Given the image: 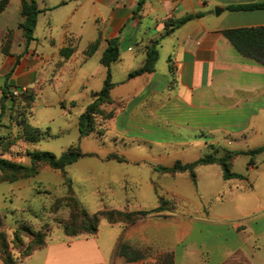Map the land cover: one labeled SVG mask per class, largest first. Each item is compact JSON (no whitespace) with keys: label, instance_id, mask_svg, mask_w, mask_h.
Segmentation results:
<instances>
[{"label":"crops","instance_id":"crops-1","mask_svg":"<svg viewBox=\"0 0 264 264\" xmlns=\"http://www.w3.org/2000/svg\"><path fill=\"white\" fill-rule=\"evenodd\" d=\"M34 1L40 13L33 41L27 46L18 27L22 21L20 0H9L0 13V18L14 23L0 28V100L5 85L9 92L33 91L27 123L45 137L35 144L19 138L3 153L14 154L16 163H20L19 157H25V165H29L27 151L41 152L43 140L71 131L85 156L69 166L88 158L119 174L124 166L139 170L132 182L139 192L133 198L135 206L108 209L151 211L162 197L184 202L195 215H160L132 226H111L101 218L95 235H50L44 248L17 264H148L119 257L121 243L134 248L158 247V253L172 252L174 264H222L229 260L228 264H264V171L258 176L260 186L246 183L249 178L255 183L250 177L256 170L254 165L247 169V179L228 181L222 179L219 166H200L196 170L205 178L201 184L198 176L193 184L185 173L170 176L156 171L157 167H169L167 161L176 156L185 158L182 164L192 163L210 155L208 148L215 151L225 141L239 147L231 152L264 145V65L241 56L222 34L228 29L264 26V11L225 10L227 6L264 0H145L140 8L139 0ZM215 7L222 9L219 16L214 14ZM195 14L201 16L166 34L165 23ZM8 33L10 44L4 54L1 47ZM114 39L118 42V59L109 67L111 104L103 107L112 112V118L97 120V132L81 138L78 117L102 89L106 68L100 60L108 41ZM95 42L96 50L86 55ZM153 43H158L154 71L128 78L143 65ZM63 49L69 50L66 57L61 54ZM5 105L3 116L0 110L2 143L4 137L13 142L18 134L10 119L9 101ZM59 114L60 121L56 120ZM51 125L53 134L42 130ZM194 149L199 154L188 160ZM111 155L123 161L109 159ZM262 155L263 160L264 153L256 156ZM43 170L57 172L62 185L66 180L72 184L66 174L48 167H42L35 177L13 183L28 184ZM117 177L112 175V179ZM125 178L121 173L120 179ZM93 184L98 192L102 184ZM212 199L220 200L219 211L209 209ZM107 208L99 205L96 212L85 211L95 214ZM166 231L170 242L160 238ZM237 252L239 255L232 259Z\"/></svg>","mask_w":264,"mask_h":264},{"label":"trees","instance_id":"trees-1","mask_svg":"<svg viewBox=\"0 0 264 264\" xmlns=\"http://www.w3.org/2000/svg\"><path fill=\"white\" fill-rule=\"evenodd\" d=\"M145 0H139L138 8L142 6ZM22 18L18 27L23 32L26 46L33 41V33L36 25V19L40 11L37 9L34 0H20ZM9 0H0V13L7 7ZM229 12H253L264 11V1L255 2L245 5H231L225 8ZM201 15H187L181 19L170 21L164 24L166 34L181 27L187 22L199 18ZM227 41L233 48L243 57L250 59L258 64L264 65V26L246 27L238 29H228L222 32ZM10 33L6 35L5 42L2 44L1 52L6 54L10 44ZM106 50L103 52L100 63L106 68V77L103 82L101 91L93 96L92 102L86 107L85 111L78 117V130L80 137L88 136L96 133V121L106 122L112 118V112L104 111V106L111 104L109 91L113 84L110 81L109 67L118 59L117 40H109ZM157 44L153 43L147 52L143 65L128 74V78H134L145 73H152L158 60ZM97 47V42L92 44L86 51V55L90 56ZM68 49H63L61 54L66 57ZM9 87L2 88V97L0 100L1 116L7 108L5 103L9 101L10 119L13 120L17 127L18 134L13 138V142H8L7 138H2L5 142H0V184L13 183L18 180L29 179L35 177L42 167H48L51 170L60 172L65 176V168L85 155L81 153L78 146H71L59 156H55L49 152L27 151L26 156L29 158V165H22L2 157L3 152L9 151L14 142L22 138L25 142L38 143L45 137V134L36 128L31 127L27 123L30 115L32 103L34 101V93L26 90L18 97H14L8 91ZM264 153V145L250 149L246 152H225L221 156L206 155L192 163L182 164L179 161L174 162L169 167H157L156 171L162 175L174 176L176 174H187L189 180L195 184V170L200 166L217 165L221 168L222 179L228 180H245V176L230 171V164L239 155L249 156L247 169L254 165L253 157ZM117 162L123 159L115 155L108 157ZM68 187L67 194L59 199H55L51 205L50 212L58 213L60 210H66L67 216L54 218V222L61 229L66 237L72 238L77 236H92L98 231V224L101 218L105 219L111 226L134 225L141 219L151 214L174 213L175 201L171 199H163L159 197L158 206L151 211H120L115 209H104L95 214H88L80 207L71 188V183L66 180ZM46 228L38 230L30 229L25 222H19L17 227L12 231L11 235H7L3 228L2 218L0 216V261L2 264H17L24 260L34 251L42 249L46 245L48 237ZM146 249L145 251H148ZM119 257H123L126 262H134L143 260V252L131 247L128 243H121L117 248ZM239 253H235L231 258L237 257ZM230 261V260H229ZM225 261L222 264H228ZM155 264H174V255L172 252L158 253Z\"/></svg>","mask_w":264,"mask_h":264},{"label":"rangeland","instance_id":"rangeland-1","mask_svg":"<svg viewBox=\"0 0 264 264\" xmlns=\"http://www.w3.org/2000/svg\"><path fill=\"white\" fill-rule=\"evenodd\" d=\"M13 24L14 23L8 21L5 18H0V28L3 26L10 27L13 26ZM39 108L40 106H37L36 111H38ZM60 115L61 114L57 116L56 120L60 121ZM59 121L57 123H59ZM53 127L54 125H51V127L48 128L43 127L42 130H48L49 134H53ZM71 145L77 146L78 141H76V137H73L70 131L62 136H59L56 139L43 140L41 142V148L43 149L41 150V152H49L55 156H59ZM105 147L106 146H104L103 149H106ZM237 148H239L237 147V145L233 143H231V145H227V141H225L219 148H216L215 151H213V149L211 148H208V150L211 151L212 155L216 156L222 152H231ZM242 149L247 150L246 148ZM126 150L127 149H125V151ZM194 150L195 151L193 153H190L188 155V160H193L194 155L199 154V151L197 149ZM255 156L253 157V161L256 170H254L252 174H250V177H252L255 183H252L250 178H246V183L254 184L253 186H260L261 181L259 180L258 176L260 172L264 171V159L262 160L261 158L263 157V155L260 157ZM2 157L11 161L16 158V156L14 154H11L10 152L4 153ZM184 159L185 158L181 156L173 157L170 161H167L166 164L168 165L166 166H171L176 161H180L181 163V160ZM18 161L22 165H25L26 162H28L25 157H19ZM248 161L249 157H245L244 155L237 157L231 162L230 171L237 174H242L244 176H246L247 174L249 177V174L247 173ZM138 172L139 170L133 166H124L121 173H123L126 178L122 180L120 179L121 173L119 174V172L107 170L105 167L93 163L92 160L84 158L78 164L66 168V177L71 180L72 191L80 205L83 206V208L88 212H96V209L99 207V205H103L106 208L111 206H135L133 198L135 196L138 197L139 192L136 189V185H134L132 182L133 177L136 176ZM194 172L196 177L198 176L199 182L201 184L205 180V178L201 174V171L196 170ZM57 175V172L43 170L38 179H32L28 184H21V182H5L0 184V216L2 218L3 227L7 231V233L10 234L13 231L17 222L26 221L25 223L30 227V229L38 230L42 227L43 229L46 228V233L48 236L51 235V238L62 236V231L55 224L54 218L66 217L68 212L64 211L62 213L60 210L59 212L62 213V215H59V212L56 214H52L50 212L53 201L65 196L68 189L66 185H62L60 183V178ZM112 175H118L117 179H112ZM93 177L97 178V180H93ZM93 181H97L102 184L101 188L98 189V192H96L94 189ZM172 181H174V179ZM108 183L110 184L108 185ZM21 185L24 186L21 187ZM100 198L102 200V204L100 203ZM172 200L175 201L176 207L174 213L171 214L164 212L160 214H151L141 220L149 218H159L160 215L163 216L166 214L179 215L181 212L189 214L190 216L195 215L194 212H190V208L187 204H184V202H181L174 198ZM128 201L129 203H127ZM225 201H228V197L225 198ZM156 204L157 203L155 202L152 206H156ZM220 206L221 203L218 199L210 200L208 205L211 211H219L221 208ZM41 218H43V220H40ZM253 219L254 218H251V220ZM160 238H162L164 241L167 240V242H170L171 240L170 234L167 233V231ZM224 239H227V242L229 241L227 234H224ZM224 242H226V240ZM220 243H223L222 239L220 240ZM206 245L208 246L207 248H210L212 246V243ZM135 249L141 250L143 252V261L147 262L148 264L156 263L158 252L160 250L158 247H138ZM146 249L149 250L145 251Z\"/></svg>","mask_w":264,"mask_h":264},{"label":"water","instance_id":"water-1","mask_svg":"<svg viewBox=\"0 0 264 264\" xmlns=\"http://www.w3.org/2000/svg\"><path fill=\"white\" fill-rule=\"evenodd\" d=\"M221 12H222V9L221 8H219V7H215L214 8V14H215V16H219L221 14Z\"/></svg>","mask_w":264,"mask_h":264},{"label":"built area","instance_id":"built-area-1","mask_svg":"<svg viewBox=\"0 0 264 264\" xmlns=\"http://www.w3.org/2000/svg\"><path fill=\"white\" fill-rule=\"evenodd\" d=\"M24 91H19V90H13L11 93L14 97H18L20 94H22Z\"/></svg>","mask_w":264,"mask_h":264}]
</instances>
